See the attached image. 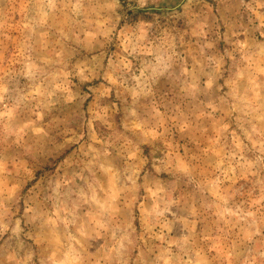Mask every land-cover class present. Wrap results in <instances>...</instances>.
<instances>
[{
  "label": "clouds",
  "instance_id": "obj_1",
  "mask_svg": "<svg viewBox=\"0 0 264 264\" xmlns=\"http://www.w3.org/2000/svg\"><path fill=\"white\" fill-rule=\"evenodd\" d=\"M0 264H264V0H0Z\"/></svg>",
  "mask_w": 264,
  "mask_h": 264
},
{
  "label": "rangeland",
  "instance_id": "obj_2",
  "mask_svg": "<svg viewBox=\"0 0 264 264\" xmlns=\"http://www.w3.org/2000/svg\"><path fill=\"white\" fill-rule=\"evenodd\" d=\"M125 7H127V5H125ZM128 14H129V16H132V15H133L132 12H129ZM166 88H167V86H165V89H166ZM184 142H185V141H182V143H184ZM188 146H189L190 148H192L193 151L196 150L195 148H193V146H192L191 144H189ZM181 154H183V153H181ZM201 166H202V167H206V165H204L203 162L201 163ZM242 184H244V181H240V185H242ZM238 186H239V185H238Z\"/></svg>",
  "mask_w": 264,
  "mask_h": 264
}]
</instances>
